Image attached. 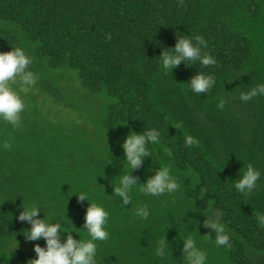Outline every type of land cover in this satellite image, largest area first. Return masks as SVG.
<instances>
[{
	"label": "trees",
	"instance_id": "16d2710c",
	"mask_svg": "<svg viewBox=\"0 0 264 264\" xmlns=\"http://www.w3.org/2000/svg\"><path fill=\"white\" fill-rule=\"evenodd\" d=\"M196 34L217 63L182 62L164 73L157 56L177 35ZM18 44L34 57L40 79L25 97L23 127L0 122V144H12L0 148V264H27L36 255L24 246L45 244L25 240L30 225L17 219L23 202L82 227L88 201L77 192L110 213L101 264H184L179 236L189 232L207 264H264V228L255 219L264 213V96L240 99L264 83V0H0V50ZM198 71L216 77L209 93L188 87ZM152 127L162 144L132 174L144 182L167 163L180 187L161 196L134 190L122 207L111 196L125 163L120 141ZM249 163L262 174L257 189L242 195L229 177ZM210 203L222 212L231 248L205 239ZM143 204L148 220L134 215ZM164 235L171 253L162 259L155 248Z\"/></svg>",
	"mask_w": 264,
	"mask_h": 264
},
{
	"label": "clouds",
	"instance_id": "9594fccd",
	"mask_svg": "<svg viewBox=\"0 0 264 264\" xmlns=\"http://www.w3.org/2000/svg\"><path fill=\"white\" fill-rule=\"evenodd\" d=\"M182 2V0H181ZM111 39L110 36L107 37ZM162 43V42H161ZM208 42L202 35H177L174 47H165L158 57V65L164 73L173 72V69L182 62L192 65L199 62L201 66L207 67L217 63L216 58L208 51ZM34 57L21 45L11 47L10 50H0V122L11 125L14 129L23 127V116L27 105L25 96L37 89L40 79L39 74L32 68ZM188 87L197 95L209 93L216 85V77L211 73L198 71L188 80ZM258 96H264V83H259L247 91L240 92L243 102L251 101ZM227 101L221 99L218 107L224 108ZM196 140L188 135L185 139L187 147H192ZM161 132L152 127L142 131H130L126 138L120 141L123 148L125 162L121 172L116 175L115 185L111 196L118 198L122 207H127L132 201V193L138 190L150 196H161L171 194L180 187L179 181L172 172L171 165L161 162L160 167L154 170L155 174L149 176L146 181L140 182L138 176L133 175V170L139 169L146 157H152L151 146L160 145ZM10 140H4L0 148L11 149ZM168 156L172 153L164 148ZM238 178L232 180L229 187H234L237 193L246 195L257 189L261 171L251 163L246 168L239 170ZM78 200L83 203L88 201L84 224L76 227L72 220L71 224L64 225L58 221L54 222L52 214H46L41 207L35 203L22 204L17 219L27 222L30 228L23 233L26 241H45L44 246L34 244L36 257L27 261V264H101L102 257L99 255V242L109 239L108 222L110 213L104 204L91 198L88 192H77ZM194 211L197 209H193ZM44 215L41 218L40 213ZM206 219L203 221L205 227L211 232L205 234V239H213L217 246L231 248V236L224 223L221 222L222 212L213 209L211 203L204 213ZM134 215L142 220H148L151 211L147 204L134 209ZM66 216V213H64ZM67 217V216H66ZM68 218V217H67ZM255 219L261 228H264V213L257 211ZM73 232L79 238L73 236ZM214 233V237L211 235ZM66 234V235H65ZM176 239V238H174ZM183 241L184 264H207V252L198 245L197 238L192 233L179 236ZM16 240V237H15ZM18 245L14 246L13 252ZM155 253L158 257L165 259L171 253L170 242L166 235L156 242Z\"/></svg>",
	"mask_w": 264,
	"mask_h": 264
},
{
	"label": "rangeland",
	"instance_id": "374dc122",
	"mask_svg": "<svg viewBox=\"0 0 264 264\" xmlns=\"http://www.w3.org/2000/svg\"><path fill=\"white\" fill-rule=\"evenodd\" d=\"M24 249H27L30 253L36 255V253L34 252V247H32V246H24Z\"/></svg>",
	"mask_w": 264,
	"mask_h": 264
}]
</instances>
